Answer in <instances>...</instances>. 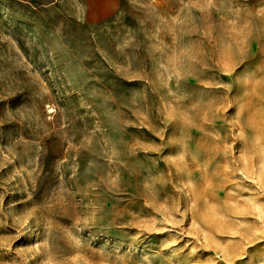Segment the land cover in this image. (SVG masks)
I'll use <instances>...</instances> for the list:
<instances>
[{
    "label": "rangeland",
    "instance_id": "1",
    "mask_svg": "<svg viewBox=\"0 0 264 264\" xmlns=\"http://www.w3.org/2000/svg\"><path fill=\"white\" fill-rule=\"evenodd\" d=\"M0 264H264V0L0 4Z\"/></svg>",
    "mask_w": 264,
    "mask_h": 264
},
{
    "label": "crops",
    "instance_id": "2",
    "mask_svg": "<svg viewBox=\"0 0 264 264\" xmlns=\"http://www.w3.org/2000/svg\"><path fill=\"white\" fill-rule=\"evenodd\" d=\"M56 0H0V4H9L13 2H19L23 4H29L32 6L49 5L54 3Z\"/></svg>",
    "mask_w": 264,
    "mask_h": 264
}]
</instances>
